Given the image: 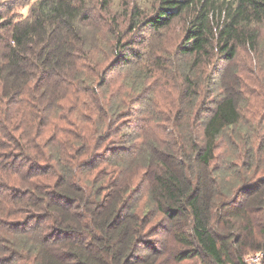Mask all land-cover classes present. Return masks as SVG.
Here are the masks:
<instances>
[{"label":"trees","instance_id":"trees-1","mask_svg":"<svg viewBox=\"0 0 264 264\" xmlns=\"http://www.w3.org/2000/svg\"><path fill=\"white\" fill-rule=\"evenodd\" d=\"M79 3L38 0L27 19L8 30L9 44L0 58V117L5 101L16 103V108L10 120L4 117V125L0 124V138L8 140V147L14 151L9 156L12 164L0 166V235L7 249L33 253L50 242V235L41 237L46 223L56 226L59 235L65 236L81 232L73 224L79 226L82 220L104 230L107 239L124 244L123 240L127 238L128 242L136 228V215H143L145 223L160 215L159 224L166 225L179 243L195 247L191 253L203 255L207 264H245L242 247L264 257V178L240 184L251 181L248 175H253V179L260 171L264 145L254 151L249 136L245 140L239 138L244 141L240 168L232 161L214 168L216 179H211L208 171L219 139L228 131L239 136L244 130L233 96L229 94L215 102L201 134L194 136L188 123L185 122L187 129L175 122L177 132L171 144L150 142L141 148L114 149L108 138L118 123L119 105L98 92L107 80L99 75L102 84H96L94 76L95 72L98 74L99 62L93 58L90 47L83 45L82 52L77 53L74 46L70 48L74 40L76 45L83 40L80 33L85 15ZM155 3L158 5L153 15L144 21L154 31L186 15L185 39L180 50L193 58L183 77L184 97L191 99L190 104L195 107L196 95L191 91L197 89V82L190 79L193 68L199 67L202 56L214 49L225 55V61H231L240 45L249 43L254 48L257 35L249 28L264 21V0ZM127 39H117L115 43L118 50H124L119 58L121 63L136 57ZM55 73L61 78L50 82L51 91L37 90L46 77H56ZM59 91L66 95L55 96ZM69 92L86 100L79 111L76 105L66 107L67 110L63 105L58 108L59 99L69 102ZM35 105L41 107L39 113L34 111ZM17 113L20 116H14ZM178 115L179 120L182 113ZM101 163L102 172L108 173L107 180L102 182L101 174H94L88 182L89 171ZM147 172L151 175L148 202L137 209L134 201ZM234 184L242 188L236 191ZM75 210L81 211L80 218ZM255 215L261 220L255 225L258 230H254L258 221ZM213 222L227 234H217ZM30 226L35 235L28 241L26 232ZM249 238L251 242H247ZM38 264L60 262L47 256ZM78 264L105 263L83 257Z\"/></svg>","mask_w":264,"mask_h":264},{"label":"rangeland","instance_id":"rangeland-1","mask_svg":"<svg viewBox=\"0 0 264 264\" xmlns=\"http://www.w3.org/2000/svg\"><path fill=\"white\" fill-rule=\"evenodd\" d=\"M37 1L0 0V58L6 45L9 44V28L26 20ZM79 1L82 13L85 15L80 33L83 40H80L79 45H76L74 40L70 48L74 46L73 50L77 53L82 52L83 45L90 47L88 49L94 52L93 58L99 62L98 74L95 72L96 76H94L96 84L98 86L102 84L99 75L107 80L106 85L97 90L100 94H105V98H109L112 103L119 105L118 123L108 138L113 142L114 149L119 150L122 146L141 148L143 144L150 142L154 144L157 142L159 145L171 144L177 132L175 122L182 123L187 129L190 127L189 130L194 136L201 134L203 123L213 110L215 102L229 94L236 101L240 124L244 130L239 134L240 137L228 131L219 139V147L209 164L211 179L218 177L213 171L214 168L224 167L230 161L236 165V168L237 165L240 168V157L244 147L242 138L245 140V137L249 136L250 146L254 151L264 145V21L253 23L249 28V31H254L257 35L255 47L251 49L249 43L240 45L237 55L231 61H225V55L216 49L202 56L201 64L193 68L190 76L193 82H197V89L193 88L191 91L196 95L197 106L193 107L190 104L191 99L184 97L183 84L184 74L193 57L182 54L180 50V45L185 39L186 15L176 17L169 26L154 31L145 26L144 21L153 15L158 5L155 3L156 0ZM121 38L122 40L128 38L130 42L128 47L131 46L133 54H136V57L133 55L127 63L119 61L124 50L120 48L118 50L115 46L117 39ZM129 56L130 54H127L126 58ZM43 78L41 77V82ZM58 78H61L60 74H56L54 78L46 77L42 83L38 82L41 84L37 90L42 91L44 88L51 91L50 82ZM63 95L66 93L59 91L55 96L61 98ZM67 95L69 102L59 99L58 108L64 106V109L66 107L70 109L72 105H76L79 111L86 104V100L78 93L69 92ZM5 103L3 117H0L1 127L4 125L2 118L10 120L16 108V103L9 104L7 101ZM35 107L34 111L39 113L41 107L39 105ZM180 113L182 116L178 120L177 116L179 117ZM14 116L20 115L17 113ZM69 116L71 117V114ZM185 122L189 124L188 127ZM9 145L8 140L0 138V146H2L0 166L9 167L12 164L13 159L9 156L14 151L11 146L8 147ZM260 155H262L259 159L260 171L253 179V175H248L251 181L241 182L242 186L264 178V151ZM4 156L8 159L2 158ZM235 156L236 159L233 158ZM101 166L102 163L89 171L88 182L93 180L94 174H101L99 178L101 180L104 178L102 182L107 180L108 173L102 172ZM129 169L131 170L130 167ZM143 176L139 194L134 201L137 209H141L142 205L148 202L151 175L147 172ZM241 185L233 186L237 191L242 188ZM74 212H77L80 218L81 211ZM248 215L252 218L250 213ZM254 217L258 221L255 224L254 221L251 222L254 224V230H258L255 225L261 220L259 215ZM135 218L137 223L133 227L136 228H133L134 232L128 242H126L127 238L123 240L124 244L118 240L107 239L104 230L86 220L78 223L79 226L73 224L74 228L81 232L77 235L65 236L59 235L56 226L46 223L41 237L48 238L50 235V242L43 243L42 248L33 253L13 248L8 250L0 235V264H38L47 256L60 264H78L83 257L100 260L105 264H207L208 260L203 255L191 253L195 247H186L179 243L172 237L166 225L159 224L160 215H156L148 223L144 222L143 215H136ZM214 223L217 234H227L221 225ZM34 232L32 226L28 227L27 235L25 234L28 241H31L30 238L35 235ZM247 242H251V239L249 238ZM241 253L243 259L255 254H260L264 258L263 254L244 247Z\"/></svg>","mask_w":264,"mask_h":264},{"label":"built area","instance_id":"built-area-1","mask_svg":"<svg viewBox=\"0 0 264 264\" xmlns=\"http://www.w3.org/2000/svg\"><path fill=\"white\" fill-rule=\"evenodd\" d=\"M245 264H262V255L255 254L243 259Z\"/></svg>","mask_w":264,"mask_h":264}]
</instances>
